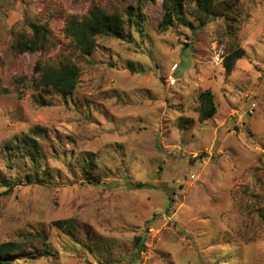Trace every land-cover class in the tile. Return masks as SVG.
Returning <instances> with one entry per match:
<instances>
[{"label": "rangeland", "instance_id": "obj_1", "mask_svg": "<svg viewBox=\"0 0 264 264\" xmlns=\"http://www.w3.org/2000/svg\"><path fill=\"white\" fill-rule=\"evenodd\" d=\"M214 1L205 24L188 9L192 26L163 30V0H0V243L27 244L5 258L264 264V0ZM96 7L134 22L87 56L65 26ZM31 22L54 48L19 50ZM236 46L244 55L227 72ZM67 61L80 69L71 93L36 86L38 63ZM207 90L217 112L201 120ZM37 126L33 160L16 144ZM37 233L45 256H33Z\"/></svg>", "mask_w": 264, "mask_h": 264}, {"label": "trees", "instance_id": "obj_2", "mask_svg": "<svg viewBox=\"0 0 264 264\" xmlns=\"http://www.w3.org/2000/svg\"><path fill=\"white\" fill-rule=\"evenodd\" d=\"M214 0H163V5L166 14L160 22L159 27L166 29L168 26L176 22L192 26L190 22L184 19L183 14L186 10H190L192 16L199 20L200 24H205L209 14L214 7ZM131 13H129L130 15ZM205 14V15H200ZM129 19H125L118 13H108L101 8L92 9L88 15L78 18L73 16L68 18L65 26V33L71 37L76 48L84 55H91L97 45V38L101 35L112 36L115 38H125L128 34L126 32L127 23L134 22L132 15ZM30 26L33 30L31 38L23 36L18 42V48L21 51H48L54 48L52 32L44 24H36L31 22ZM244 55V50L239 47H232L224 59V67L227 72H232L236 62ZM38 74L35 83L38 88H53L64 94L71 93L77 86L80 78V69L78 65L72 61L59 64L58 66L43 65L38 63L36 68ZM201 120H208L212 118L217 112V106L214 102V95L212 91L207 90L204 93V102L199 108ZM185 125L182 124L181 127ZM44 133V128L35 127L31 133L24 135V137L16 144L17 149H24L27 154L32 156L33 160L39 159L40 144L38 137ZM92 161H88L87 166H84V172L89 174L87 177L91 182H98L100 175L94 176L92 173ZM91 176V177H90ZM31 178V175H27ZM7 184V183H6ZM59 227H68L72 231L74 225L69 221H56ZM39 238L43 244V248L37 249V253L33 256H45L50 251L47 246V237L44 234H34ZM139 240V239H138ZM27 244L25 241H5L0 243V264H15L5 256L17 251H23Z\"/></svg>", "mask_w": 264, "mask_h": 264}, {"label": "built area", "instance_id": "obj_3", "mask_svg": "<svg viewBox=\"0 0 264 264\" xmlns=\"http://www.w3.org/2000/svg\"><path fill=\"white\" fill-rule=\"evenodd\" d=\"M171 82H174V79H172Z\"/></svg>", "mask_w": 264, "mask_h": 264}]
</instances>
